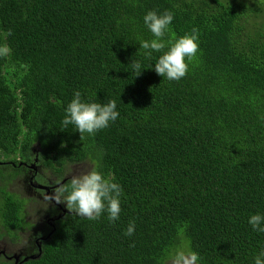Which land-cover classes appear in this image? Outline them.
Masks as SVG:
<instances>
[{
	"label": "trees",
	"instance_id": "1",
	"mask_svg": "<svg viewBox=\"0 0 264 264\" xmlns=\"http://www.w3.org/2000/svg\"><path fill=\"white\" fill-rule=\"evenodd\" d=\"M165 10L174 13L166 42L199 30L179 81L154 70L168 47L149 58L139 45L155 38L144 16ZM5 45L0 238L20 244L34 226L32 198L13 190L31 168L46 184L50 171L63 179L88 161L123 192L117 221L62 204L36 257L0 254V264H167L181 247L198 264H254L264 251V233L248 223L264 215V0H0ZM75 91L115 100L119 117L81 140L62 125Z\"/></svg>",
	"mask_w": 264,
	"mask_h": 264
},
{
	"label": "clouds",
	"instance_id": "2",
	"mask_svg": "<svg viewBox=\"0 0 264 264\" xmlns=\"http://www.w3.org/2000/svg\"><path fill=\"white\" fill-rule=\"evenodd\" d=\"M173 19L172 11L165 10L162 14L148 11L143 21L155 38L151 41H142L139 45L149 58L153 52H162L168 47V51L163 52L154 64V70L163 78L179 81L187 75L189 62L199 51V30L193 28L191 33L185 34L175 42H166L163 38ZM9 53L10 49L6 45L0 46V58L6 57ZM131 67L136 76L142 73L139 61L132 62ZM116 109L115 100H110L106 104L86 102L82 100L81 92L75 91L73 99L67 105L62 125L65 128L69 125L75 126L82 140L85 133L94 135L97 131L107 128L110 122L116 121L119 117ZM35 171L37 175L38 170ZM122 192L123 189L118 183L105 179L98 170L93 169L81 175H73L68 184L55 187L53 193L46 194L44 199L49 204L53 201L56 204H65L70 213L90 221L99 220L106 212L109 222H115L120 218ZM248 223L253 230L264 233V215L253 214ZM134 232L135 223L132 222L124 235L130 237ZM199 260V254L187 247L174 249L168 255V264H198ZM254 264H264V251L255 257Z\"/></svg>",
	"mask_w": 264,
	"mask_h": 264
},
{
	"label": "rangeland",
	"instance_id": "3",
	"mask_svg": "<svg viewBox=\"0 0 264 264\" xmlns=\"http://www.w3.org/2000/svg\"><path fill=\"white\" fill-rule=\"evenodd\" d=\"M37 149L38 144H36V146L34 147L35 151ZM92 169L93 165L88 161L69 164L65 171V176L63 177V179L54 177L53 175L56 174L50 171L47 176L51 177H47L48 180L46 184H44V186L47 185L45 187L46 190L44 191L45 193L43 194V198L41 199L44 204L35 198V192L33 189V185L41 184L35 180L36 176L38 175L34 174L32 168L31 170H26L14 184L13 190L17 191L22 196L32 198L33 201L29 203L28 217L29 220L33 222L34 226L22 234V240L20 244H13L7 239V237H1L0 251L3 250L5 253L13 255L15 257H17V255L19 254H22V256L27 255L36 257L38 255L37 251L39 250V247L36 244V239L38 236H41V233L47 232L49 230V228L46 227L47 218L50 217L51 219H54V217L59 214L55 204L53 202L49 204V202L44 199V196L46 195V193L51 195L54 188L62 184L65 179H71L73 175H81L88 171H91Z\"/></svg>",
	"mask_w": 264,
	"mask_h": 264
},
{
	"label": "flooded vegetation",
	"instance_id": "4",
	"mask_svg": "<svg viewBox=\"0 0 264 264\" xmlns=\"http://www.w3.org/2000/svg\"><path fill=\"white\" fill-rule=\"evenodd\" d=\"M30 185H32V184H30ZM47 186V185H46ZM46 186H44V184H39V185H33V189H34V192H35V198L38 200V201H40V202H42L43 203V201L41 200L42 198H43V194L45 193L44 191L46 190V189H44ZM47 194V193H46ZM53 203L55 204V206H56V208L58 209V212H59V214H60V212H61V210L63 209V207H58V205L59 204H56L55 203V201H53ZM44 204V203H43ZM59 206H62V204H60ZM58 214V215H59ZM57 215V216H58ZM56 216V217H57ZM29 219V218H28ZM54 221H55V218L54 219H51L50 217L49 218H47V222L50 224V225H52L53 226V229L55 228V224H54ZM46 227H47V225H46ZM27 231V230H26ZM23 233H25V232H23ZM22 233V234H23ZM46 232H44V233H41V236H38L37 237V239H36V244L38 245V247H39V249H40V242L42 243V241H43V239H44V234H45ZM14 244V243H13ZM0 254H5V256L7 257V256H9V257H11L12 259H14L15 261H16V263H17V261L18 262H21V261H23V259H24V257H27V255H24V256H22V254H19V255H17V257H15V256H13V255H10V254H7V253H5L3 250H1L0 251Z\"/></svg>",
	"mask_w": 264,
	"mask_h": 264
}]
</instances>
